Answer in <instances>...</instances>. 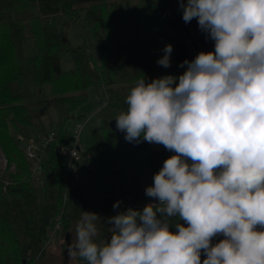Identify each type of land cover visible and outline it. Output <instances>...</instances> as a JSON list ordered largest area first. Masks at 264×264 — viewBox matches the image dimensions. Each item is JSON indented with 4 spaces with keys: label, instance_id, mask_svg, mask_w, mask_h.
Masks as SVG:
<instances>
[{
    "label": "clouds",
    "instance_id": "clouds-1",
    "mask_svg": "<svg viewBox=\"0 0 264 264\" xmlns=\"http://www.w3.org/2000/svg\"><path fill=\"white\" fill-rule=\"evenodd\" d=\"M178 3L214 50L185 60L179 76L138 79L114 118L126 141L174 153L145 189L158 203L107 218L81 210L70 258L264 264V0ZM172 51L166 45L157 63L170 67ZM101 222L110 239L101 238Z\"/></svg>",
    "mask_w": 264,
    "mask_h": 264
},
{
    "label": "trees",
    "instance_id": "trees-1",
    "mask_svg": "<svg viewBox=\"0 0 264 264\" xmlns=\"http://www.w3.org/2000/svg\"><path fill=\"white\" fill-rule=\"evenodd\" d=\"M108 3H115L109 18L103 8ZM81 11L85 12L88 33L93 32L92 45L101 55L99 65L86 47L87 41L84 46H73L67 38V24L55 22L62 14L73 17L72 12ZM179 13L178 0H0V39L14 49L9 55L12 63L3 67L0 46V147L8 160L6 168L0 165V236L8 233L16 245L10 262L17 256L23 264L26 256V264H38L47 253L46 241L57 216L68 246L81 210L107 218L128 208L142 210L146 204L158 203L145 195V189L153 184L154 174L172 152L163 145L152 149L147 142H128L109 122L126 110L125 98L138 79L145 76L151 80L186 69L175 58L178 42L185 41L193 51L192 39L200 42L206 34L193 19L192 37H188L175 18ZM108 20L117 31L113 43L106 36ZM30 40H40L32 54L25 47V41ZM168 44L173 47L171 66L164 68L157 61ZM213 50L214 41L208 51ZM62 52L73 55L75 66L70 70L62 68ZM118 74L128 81L126 86L116 82ZM45 83L52 85L49 97ZM90 85L98 93L96 104L103 127L112 138L117 136L111 140L110 174L98 177L92 171L87 178L75 179L59 148L70 144L66 122L86 115L76 111L87 100ZM27 129L39 138L55 131L53 141L45 150L39 149L35 159L27 157L21 139L29 137ZM37 163L40 173L35 171ZM13 165L15 170H11ZM117 201L120 206L114 209ZM98 227L101 238L110 239L107 226L101 222ZM77 261L86 264L78 257ZM0 264L7 263L0 260Z\"/></svg>",
    "mask_w": 264,
    "mask_h": 264
},
{
    "label": "rangeland",
    "instance_id": "rangeland-1",
    "mask_svg": "<svg viewBox=\"0 0 264 264\" xmlns=\"http://www.w3.org/2000/svg\"><path fill=\"white\" fill-rule=\"evenodd\" d=\"M129 0H127L128 2ZM135 0H132L134 2ZM115 3H108L104 5V9L108 10V18L113 9ZM75 16H65L62 14V17H56L55 22L67 24V38L75 47L84 46L87 41V49H90L94 54V61L96 64H101V55L99 54L98 48L95 45H92L93 38L92 33H88V24L84 21L85 12H72ZM75 18V19H74ZM161 25V24H160ZM159 27L158 25H156ZM161 27V26H160ZM159 27V29H160ZM36 26L32 27L31 29H35ZM95 30V28H94ZM107 39L110 43H113L114 37L117 34L116 29H114V25H109L108 20V27H107ZM206 36V35H205ZM6 37V36H5ZM4 37V38H5ZM206 38V37H204ZM208 39V38H207ZM211 40V39H210ZM212 41V40H211ZM40 44V40H30L25 41V47L29 49L30 54L37 50V46ZM0 46H2L3 52V63L1 65L7 66L12 63L11 60V53L14 52L13 47L8 41H3L0 39ZM90 46V47H89ZM28 52V51H27ZM61 65L64 70H70L75 66V61L71 52H62L60 54ZM92 65V64H91ZM93 66V65H92ZM96 66V65H95ZM94 67V66H93ZM186 69L176 70L171 75L179 76L182 74ZM115 80L119 84L127 85L128 81L125 82L124 76L116 75ZM133 81V80H132ZM148 81H150L148 79ZM127 83V84H125ZM44 91L46 95L49 97L52 94V85L50 83L44 84ZM87 100L80 105L78 112L86 114L85 116L78 117V118H71L65 124V129L69 134V140L71 143H76V138L74 136V129L77 123L83 125L82 131L79 136L78 147L80 148L82 155L84 152H87V156H83L81 160V170H80V177L87 178L93 171L94 174L98 177H106L110 174V167H109V154L111 151V140L115 139L117 135H114L112 138L111 133L103 127L102 118L98 111L97 106V99L98 93L95 89V86L90 85L87 88ZM54 121L57 122L56 115L54 114L53 117ZM11 131L14 132V128H11ZM27 133L29 135L28 138L21 137L23 144L25 146H31L35 144V139H38V135L35 131L31 129H27ZM104 140V142L102 141ZM152 149H160L161 145L159 144H150ZM0 154L6 157V154L0 147ZM174 153H171L173 155ZM170 155V156H171ZM7 158V157H6ZM56 224L54 225L50 239L46 242L47 253L45 256L39 260L38 264H78L77 258H70L68 256V246L67 241L65 240L66 234L60 230V217H56ZM0 260L6 262L7 264H19L18 257L14 262H10L9 259L13 258L14 251L16 249V245L11 241L8 233H4L3 236H0ZM75 233L71 236L70 244L74 241ZM222 237H217L213 240V243H216ZM16 253V252H15ZM204 257H202L203 259ZM28 257L24 256L22 258L23 264L28 262Z\"/></svg>",
    "mask_w": 264,
    "mask_h": 264
},
{
    "label": "built area",
    "instance_id": "built-area-1",
    "mask_svg": "<svg viewBox=\"0 0 264 264\" xmlns=\"http://www.w3.org/2000/svg\"><path fill=\"white\" fill-rule=\"evenodd\" d=\"M83 125L80 123H77L74 129V136L76 138V143H71L69 145H63L59 148L60 153L62 156L66 159V166L68 173L71 176H74L75 179H78L80 177V163L83 158L82 152L80 148L78 147L79 142V136L82 131ZM55 137V131H51L49 134L42 136L35 142V144L31 146H25V152L29 159H35L38 157V150H45L48 144L53 141ZM0 165L2 168H6L8 165L7 158L0 154ZM11 170H15V165L11 167ZM35 171L37 173L41 172V165L39 163L35 166Z\"/></svg>",
    "mask_w": 264,
    "mask_h": 264
},
{
    "label": "water",
    "instance_id": "water-1",
    "mask_svg": "<svg viewBox=\"0 0 264 264\" xmlns=\"http://www.w3.org/2000/svg\"><path fill=\"white\" fill-rule=\"evenodd\" d=\"M183 13L175 14V18L178 20L182 28L185 30L186 35L188 37H192L191 34V22L190 23H185L184 20L182 19ZM192 43L194 46L193 51H189L188 44L185 41H180L178 42V53L176 54V61L181 65L185 60L191 61L193 60L196 55L201 52L205 51L207 52L210 47L213 44V41L207 38H202L200 42H197L195 39H192ZM184 67H187L186 65ZM110 128L119 136H124L125 134L123 132H120L119 130L116 129V121L115 119H112L109 122Z\"/></svg>",
    "mask_w": 264,
    "mask_h": 264
}]
</instances>
